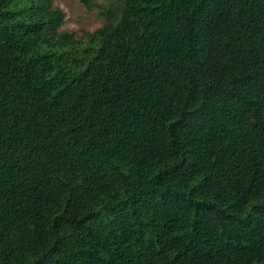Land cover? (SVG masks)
I'll return each mask as SVG.
<instances>
[{
  "label": "trees",
  "instance_id": "obj_1",
  "mask_svg": "<svg viewBox=\"0 0 264 264\" xmlns=\"http://www.w3.org/2000/svg\"><path fill=\"white\" fill-rule=\"evenodd\" d=\"M101 13L0 0V264H264V0Z\"/></svg>",
  "mask_w": 264,
  "mask_h": 264
},
{
  "label": "rangeland",
  "instance_id": "obj_2",
  "mask_svg": "<svg viewBox=\"0 0 264 264\" xmlns=\"http://www.w3.org/2000/svg\"><path fill=\"white\" fill-rule=\"evenodd\" d=\"M97 1V5L93 9H88L80 0H55V5L66 11L65 23L61 29L83 35L87 31H93L100 27L105 21L101 9L116 3L118 0Z\"/></svg>",
  "mask_w": 264,
  "mask_h": 264
}]
</instances>
